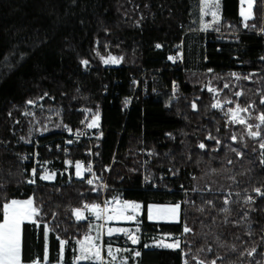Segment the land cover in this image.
<instances>
[{"label":"trees","instance_id":"16d2710c","mask_svg":"<svg viewBox=\"0 0 264 264\" xmlns=\"http://www.w3.org/2000/svg\"><path fill=\"white\" fill-rule=\"evenodd\" d=\"M219 1L220 24L204 32L200 0H0V221L13 198L31 197L38 210L22 225V264H97L70 261L88 229L73 210L101 200L72 176L83 146L54 149L65 127L94 114L95 159L100 172L110 165L109 186L143 207L180 204L175 223L142 212L141 264H264V195L254 191L264 192V0L245 23L239 0ZM230 109H247V123ZM142 146L155 189L142 187ZM34 152L53 180L28 181ZM155 233L177 235L179 247L145 251Z\"/></svg>","mask_w":264,"mask_h":264},{"label":"crops","instance_id":"0c3cea01","mask_svg":"<svg viewBox=\"0 0 264 264\" xmlns=\"http://www.w3.org/2000/svg\"><path fill=\"white\" fill-rule=\"evenodd\" d=\"M240 2V0H239ZM97 128V127H96ZM79 163L75 161L72 163V176L74 178L80 179L83 177V168L80 166L82 170V175L80 177L76 176V164ZM67 165V164H66ZM80 165V164H79ZM69 166V165H68ZM54 172L55 178V170ZM68 168L65 170L66 175L68 172ZM39 177L42 178L45 171H40ZM43 179V178H42ZM47 179L48 181L53 180ZM46 180V179H44ZM114 189L109 191L106 195V199L110 198L111 192ZM31 197L25 198H13L8 200L5 203H10L12 200L25 201ZM116 199L111 200V203L106 202L105 198L103 201H97L95 203H88L86 209L76 208L80 210L81 218L77 219V214L73 210V216L75 220H83L88 224L87 232L76 242L74 252L70 256V261L72 263H97V264H141L140 255L135 256V252H139L141 254V249L139 247V242L141 239V227L140 220L142 217V212L144 211V216L146 221L148 222H156V223H175L180 219V204L178 202H148L145 207L139 198H134L126 195V192L120 191L118 195L115 197ZM132 198V199H131ZM32 199V198H31ZM116 200V202H115ZM4 203V204H5ZM103 203V207L102 204ZM3 204V205H4ZM98 205V208H93L91 206ZM135 205H139V207H135ZM179 205V208L176 210L175 214L171 212V209L175 206ZM32 207H34L32 200ZM120 216V218H119ZM112 217V219H109ZM121 219V220H119ZM128 220V221H126ZM3 221V214L2 220ZM35 222V214L23 221L21 223V245H22V225L23 223H32ZM109 229H113L110 233ZM122 230V231H116ZM134 237L136 239V243H133V240L130 239ZM89 238V239H86ZM119 238H125L126 243H119ZM61 241H59V261L62 262L64 256V248L66 242L61 246ZM179 242L178 236L170 233H155L152 235H147L146 241L143 245V248L146 250L153 249H172L175 250L178 247H164L165 244H175ZM147 245V247H146ZM84 246H94L95 249H98L100 252V259L98 260H84V259H76V257L82 255V248ZM47 243L45 244L46 251ZM126 250V251H125ZM111 252V255L109 254ZM112 255L116 256V260H112ZM22 264V261H21ZM187 264V263H182ZM195 264H199L195 263ZM210 264V263H204Z\"/></svg>","mask_w":264,"mask_h":264},{"label":"snow or ice","instance_id":"6c2138e0","mask_svg":"<svg viewBox=\"0 0 264 264\" xmlns=\"http://www.w3.org/2000/svg\"><path fill=\"white\" fill-rule=\"evenodd\" d=\"M211 2L212 0H200L202 13L204 12L205 8L211 4ZM215 6L218 8L219 6L218 0ZM213 15L215 16V13H213ZM156 47L159 48L161 46L157 44ZM169 59H173V58L169 57ZM82 63L87 64V61H82ZM235 95L240 96L241 93L237 92ZM28 103H32V101H29ZM261 103H264V99L261 100ZM213 107L214 108L219 107V104H214ZM193 108H195V104H193ZM229 111L231 112L232 110L230 109ZM239 111H247V109H239ZM237 115H238V112L233 113L234 122L236 120ZM259 119L261 121H264V115H261ZM239 122L242 124L246 123L244 120H240ZM89 127H92V125H89ZM257 127H259V125H257ZM249 135L255 137V136L260 135V133L250 131ZM233 139H235V137H233ZM204 147L205 145L203 143L200 144V148H204ZM260 147L264 149V143H261ZM233 150L235 151V149ZM237 155H240V153L237 152ZM262 163H264V161H262ZM42 178H47V177H42ZM88 183L91 184L92 181L89 180ZM254 191L259 195H264V192H262L261 189L259 188L254 189ZM91 207L98 208L99 206L93 205ZM135 207H139V205H135ZM178 208H179V205H175L171 209V212L175 214ZM74 211L77 214V219H80L81 218L80 210L76 209ZM37 212L38 210L32 207L31 198L25 201L12 200L10 203H5L3 205V221L0 222V264H21V223L31 218L34 214H37ZM109 219H112V217H109ZM45 229H46L45 236H47V225H45ZM112 231L113 229H109L110 233ZM116 231H122V230H116ZM185 231L186 232L190 231V229L186 227ZM86 239H89V238L86 237ZM130 239L133 240V243H136V239L134 237L130 236ZM60 243L63 248V245L65 242L61 241ZM163 246L170 247V248L179 247V242L177 241L175 244H165ZM109 254L111 255V252ZM134 255L139 256L140 253L135 252ZM249 255H251V253H249ZM45 259H47V247L45 251ZM76 259L98 260L100 259V252L98 249H95L94 246H84L82 248V255L76 257ZM112 260L113 261L116 260L115 255H112ZM199 264H204V262L200 261ZM210 264H215V261H211Z\"/></svg>","mask_w":264,"mask_h":264},{"label":"built area","instance_id":"2783aa9c","mask_svg":"<svg viewBox=\"0 0 264 264\" xmlns=\"http://www.w3.org/2000/svg\"><path fill=\"white\" fill-rule=\"evenodd\" d=\"M173 59L181 60L182 54L178 52L172 56ZM142 78V77H141ZM138 85V79H134V91L133 94L126 97L125 99L130 103L134 97V92ZM145 88L143 87L142 90ZM98 138L99 132L93 128H89L86 125L80 127H65L62 130V134L56 143H54L55 151H61L64 155H68L71 146H83L82 157L78 159L80 166L83 168V177L86 184L96 193L100 195L101 200L103 201L106 198L108 191L114 187L109 186L108 184V175L110 171V165L103 167V171L98 170V162L95 159L96 148L98 147ZM33 167L31 171H36L38 168L41 169V166L38 165L37 156L34 152L32 156ZM24 161H28L27 157L24 156ZM150 161V150L146 147L141 148L140 153V164L143 172V186H151L153 189L157 188V183L151 181L148 177L145 176V171L147 169V164ZM91 180L92 183L89 184L88 181ZM111 189V190H112ZM103 207V203L101 204ZM88 204L83 202L81 208L86 209ZM121 244L126 243L125 238H120L119 241Z\"/></svg>","mask_w":264,"mask_h":264},{"label":"rangeland","instance_id":"374dc122","mask_svg":"<svg viewBox=\"0 0 264 264\" xmlns=\"http://www.w3.org/2000/svg\"><path fill=\"white\" fill-rule=\"evenodd\" d=\"M216 2H217V0H212L211 4L205 8L203 13L201 12V3L199 6H196V9H195L196 13L195 14H196V18H197V24H198L199 28L204 32H207L208 30H210L214 26L217 27L220 24L219 6H218V8L215 6ZM253 3H254V0H240L238 13H239V16H240L241 20L243 21V23H245L248 19H250L252 17V15H253V12H252ZM219 4H220V1L218 0V5ZM213 13H215V16L213 15ZM170 61H171V64H174L176 62L175 59H170ZM109 62H110V64H116L117 63V61L114 58H111L109 60ZM234 112H238L235 123L239 122L240 120H244L247 123L248 120L246 118V115H243L239 111V109H233L230 112V119L233 122H234V120H233V113ZM98 122H99V117H98V115L94 114V115H90L87 118V120L84 121V124L88 127H89V125H92V127H89V128H96L98 126ZM150 155H151V153H150ZM66 164L68 166L69 162L66 161ZM40 171H42V172L45 171L43 177H47V178H43V179H46V180L51 179V178L53 179L54 172H52L53 170L50 167H48V165H46V163L41 164ZM35 172L36 171H32V173L28 177V181H30V182L33 181L35 174L39 175L38 172H36V173ZM81 175H82V170L80 168L79 163H77L76 164V176L80 177ZM111 189L109 191H111ZM120 191L126 192L125 190H120V189L118 190V189L114 188L113 192H111V194H110V198H107V199L105 198L106 199L105 201L108 203H111V200L116 199L115 197L118 195V192H120ZM115 202H116V200H115ZM119 218H120V216H119ZM119 220H121V219H119ZM126 221H128V220H126Z\"/></svg>","mask_w":264,"mask_h":264}]
</instances>
